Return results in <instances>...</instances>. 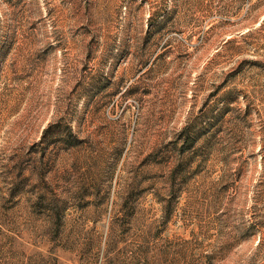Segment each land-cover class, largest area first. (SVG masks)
I'll use <instances>...</instances> for the list:
<instances>
[{
	"label": "rangeland",
	"instance_id": "obj_1",
	"mask_svg": "<svg viewBox=\"0 0 264 264\" xmlns=\"http://www.w3.org/2000/svg\"><path fill=\"white\" fill-rule=\"evenodd\" d=\"M263 18L0 0V264H264Z\"/></svg>",
	"mask_w": 264,
	"mask_h": 264
},
{
	"label": "trees",
	"instance_id": "obj_2",
	"mask_svg": "<svg viewBox=\"0 0 264 264\" xmlns=\"http://www.w3.org/2000/svg\"><path fill=\"white\" fill-rule=\"evenodd\" d=\"M263 25H264V18L259 22L257 27H255L253 29H250V30H247L246 32H244L243 33L244 36L250 35L252 33H257L258 31H260L263 28ZM244 36H241V37H244Z\"/></svg>",
	"mask_w": 264,
	"mask_h": 264
}]
</instances>
